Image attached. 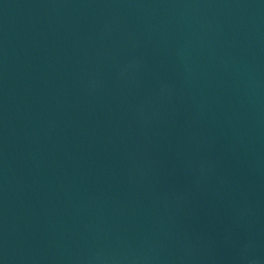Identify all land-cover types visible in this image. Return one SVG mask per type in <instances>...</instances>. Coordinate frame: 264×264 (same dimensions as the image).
Instances as JSON below:
<instances>
[{"label": "water", "instance_id": "water-1", "mask_svg": "<svg viewBox=\"0 0 264 264\" xmlns=\"http://www.w3.org/2000/svg\"><path fill=\"white\" fill-rule=\"evenodd\" d=\"M0 264H264V0H0Z\"/></svg>", "mask_w": 264, "mask_h": 264}]
</instances>
